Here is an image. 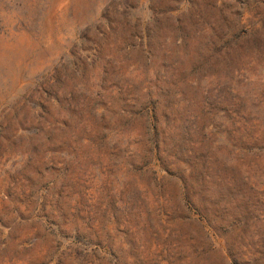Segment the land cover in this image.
<instances>
[{
	"label": "rangeland",
	"instance_id": "rangeland-1",
	"mask_svg": "<svg viewBox=\"0 0 264 264\" xmlns=\"http://www.w3.org/2000/svg\"><path fill=\"white\" fill-rule=\"evenodd\" d=\"M0 264H264V0H0Z\"/></svg>",
	"mask_w": 264,
	"mask_h": 264
}]
</instances>
